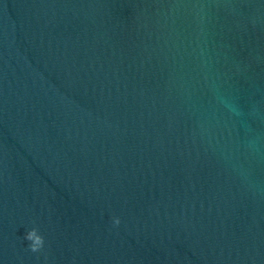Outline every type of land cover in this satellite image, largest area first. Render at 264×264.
Segmentation results:
<instances>
[{"label": "water", "instance_id": "1", "mask_svg": "<svg viewBox=\"0 0 264 264\" xmlns=\"http://www.w3.org/2000/svg\"><path fill=\"white\" fill-rule=\"evenodd\" d=\"M0 264H264V0H0Z\"/></svg>", "mask_w": 264, "mask_h": 264}, {"label": "clouds", "instance_id": "2", "mask_svg": "<svg viewBox=\"0 0 264 264\" xmlns=\"http://www.w3.org/2000/svg\"><path fill=\"white\" fill-rule=\"evenodd\" d=\"M121 223L119 217H113V226L118 227ZM24 239L27 240L28 250L32 253H39L45 247V239L40 234L39 229L37 227H33L25 233Z\"/></svg>", "mask_w": 264, "mask_h": 264}]
</instances>
